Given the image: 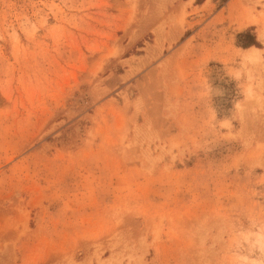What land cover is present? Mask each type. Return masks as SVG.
<instances>
[{
  "label": "rangeland",
  "instance_id": "rangeland-1",
  "mask_svg": "<svg viewBox=\"0 0 264 264\" xmlns=\"http://www.w3.org/2000/svg\"><path fill=\"white\" fill-rule=\"evenodd\" d=\"M0 264H264V0H0Z\"/></svg>",
  "mask_w": 264,
  "mask_h": 264
},
{
  "label": "bare ground",
  "instance_id": "bare-ground-1",
  "mask_svg": "<svg viewBox=\"0 0 264 264\" xmlns=\"http://www.w3.org/2000/svg\"><path fill=\"white\" fill-rule=\"evenodd\" d=\"M259 52L260 50L259 49H256V48H249L247 51H246V54L245 56L248 58V59H253V58H258L259 56Z\"/></svg>",
  "mask_w": 264,
  "mask_h": 264
},
{
  "label": "trees",
  "instance_id": "trees-1",
  "mask_svg": "<svg viewBox=\"0 0 264 264\" xmlns=\"http://www.w3.org/2000/svg\"><path fill=\"white\" fill-rule=\"evenodd\" d=\"M246 36H248V39L250 37L249 42H248L249 43L248 45H252V44L257 45V43L254 41V39H252L251 35H249L248 33H246Z\"/></svg>",
  "mask_w": 264,
  "mask_h": 264
},
{
  "label": "crops",
  "instance_id": "crops-1",
  "mask_svg": "<svg viewBox=\"0 0 264 264\" xmlns=\"http://www.w3.org/2000/svg\"><path fill=\"white\" fill-rule=\"evenodd\" d=\"M256 39H259L258 36L256 37ZM260 40V39H259Z\"/></svg>",
  "mask_w": 264,
  "mask_h": 264
}]
</instances>
